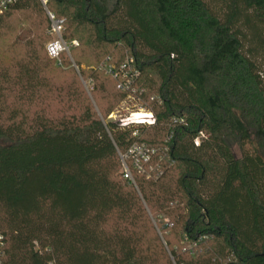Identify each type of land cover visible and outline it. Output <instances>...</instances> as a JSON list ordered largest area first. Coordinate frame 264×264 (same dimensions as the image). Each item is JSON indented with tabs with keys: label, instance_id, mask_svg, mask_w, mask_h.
Returning a JSON list of instances; mask_svg holds the SVG:
<instances>
[{
	"label": "trees",
	"instance_id": "trees-1",
	"mask_svg": "<svg viewBox=\"0 0 264 264\" xmlns=\"http://www.w3.org/2000/svg\"><path fill=\"white\" fill-rule=\"evenodd\" d=\"M45 1L0 17V264H264V0Z\"/></svg>",
	"mask_w": 264,
	"mask_h": 264
},
{
	"label": "built area",
	"instance_id": "built-area-1",
	"mask_svg": "<svg viewBox=\"0 0 264 264\" xmlns=\"http://www.w3.org/2000/svg\"><path fill=\"white\" fill-rule=\"evenodd\" d=\"M18 1L19 0H0V17L5 15L8 11H10L17 4ZM42 3L46 5L45 0H42ZM48 16L51 22L50 33L54 37V39L48 44L47 53L50 58L58 60L63 52L69 53V48L62 37L63 21L56 19L50 13H48ZM76 44L77 43H75V45ZM113 77L115 78V75H113ZM111 118H114V116L112 115L110 119ZM182 122L183 121H180V124H182ZM121 124L124 127L130 125L153 126L156 124V118L153 115V113H145V112L132 113L127 118L121 120ZM133 137L136 138L137 134L134 133ZM204 137L205 135L203 133H200V135L194 140L195 146H199L202 138ZM154 153H155L154 150L148 149L144 144L138 143L137 141L134 142L129 149V154L132 156L134 160L135 167L141 172L145 171L144 170L145 166L150 165L151 156ZM124 174H125V178L132 180V175L130 173V170L126 166L125 162H124Z\"/></svg>",
	"mask_w": 264,
	"mask_h": 264
},
{
	"label": "rangeland",
	"instance_id": "rangeland-1",
	"mask_svg": "<svg viewBox=\"0 0 264 264\" xmlns=\"http://www.w3.org/2000/svg\"><path fill=\"white\" fill-rule=\"evenodd\" d=\"M13 23H14V26L17 28V31H18V33L20 32V27H21V24H19L20 22H19V20L18 19H16V18H14L13 19ZM48 37H49V41H48V43L46 44V49H47V46H48V44L54 39V37L51 35V33H50V30H49V32H48ZM12 41H14V38H13V36L12 35H9L8 37H6L4 40H2L1 42H0V51H7L8 50V47H9V45L12 43ZM67 55L70 57V54L69 53H67ZM55 60H57V59H55ZM59 61H61V59H59ZM58 61V62H59ZM72 67L74 68V71H75V73L76 74H79V69L77 68V67H75V65H74V62H73V65H72ZM86 70H88V68H86ZM63 72V74H62V77H63V79H71L73 76H72V73H70L69 71H66L65 69L62 71ZM119 83V82H118ZM92 85H93V83H92V81H89V86L90 87H92ZM124 112H125V110H124ZM116 118H117V113H116ZM115 116H114V118H111V120H115Z\"/></svg>",
	"mask_w": 264,
	"mask_h": 264
}]
</instances>
